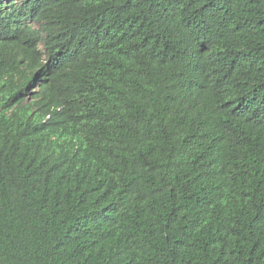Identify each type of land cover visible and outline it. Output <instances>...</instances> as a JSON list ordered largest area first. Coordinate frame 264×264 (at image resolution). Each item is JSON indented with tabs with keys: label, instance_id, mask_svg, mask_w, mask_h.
Returning a JSON list of instances; mask_svg holds the SVG:
<instances>
[{
	"label": "trees",
	"instance_id": "16d2710c",
	"mask_svg": "<svg viewBox=\"0 0 264 264\" xmlns=\"http://www.w3.org/2000/svg\"><path fill=\"white\" fill-rule=\"evenodd\" d=\"M0 264H264V0H0Z\"/></svg>",
	"mask_w": 264,
	"mask_h": 264
}]
</instances>
